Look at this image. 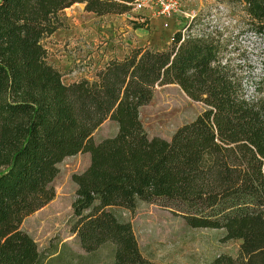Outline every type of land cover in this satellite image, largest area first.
<instances>
[{"label":"trees","instance_id":"1","mask_svg":"<svg viewBox=\"0 0 264 264\" xmlns=\"http://www.w3.org/2000/svg\"><path fill=\"white\" fill-rule=\"evenodd\" d=\"M133 1L0 0V264L39 263L22 222L54 198L59 162L80 151L91 160L73 174L71 230L86 251L110 242L114 264H175L146 256L132 222L111 209L145 200L241 240L236 255L220 253L213 264H264L262 78L249 94L238 66L221 60L217 37L181 30L168 47L135 46L108 60L93 79L65 82L47 59L44 39L65 25V8L123 13ZM234 1L250 29L264 31V0ZM169 82L205 107L170 139L150 136L140 108ZM108 118L118 130L96 142Z\"/></svg>","mask_w":264,"mask_h":264},{"label":"rangeland","instance_id":"2","mask_svg":"<svg viewBox=\"0 0 264 264\" xmlns=\"http://www.w3.org/2000/svg\"><path fill=\"white\" fill-rule=\"evenodd\" d=\"M182 4L187 13L159 15L150 8L132 7L123 13L97 14L87 10L83 2H76L62 11L65 25L44 39L47 59L62 71L65 82L85 76L93 79L108 60L124 56L135 46L168 47L175 32L181 30L203 35L204 39L217 37L222 42L221 60L237 65L246 91L255 93L259 78L264 82V31L250 29L243 3L182 0ZM204 107L178 83L169 82L157 85L152 99L141 106L140 118L150 136L170 139L180 125L193 120ZM117 130L118 123L108 118L93 136L98 142ZM90 160L89 151H80L60 161L53 180L54 198L22 222L40 251L38 264H114L112 243L89 252L71 230L77 189L73 174L85 170ZM111 209L132 222L143 253L151 259L213 264L220 253L238 252L241 240L225 238L223 228L189 225L158 203L139 200L132 209L121 205Z\"/></svg>","mask_w":264,"mask_h":264},{"label":"built area","instance_id":"3","mask_svg":"<svg viewBox=\"0 0 264 264\" xmlns=\"http://www.w3.org/2000/svg\"><path fill=\"white\" fill-rule=\"evenodd\" d=\"M132 5L138 9L150 8L153 13L159 15L187 13L183 8L182 0H134ZM186 15L189 16V14ZM191 17L193 18L194 15Z\"/></svg>","mask_w":264,"mask_h":264}]
</instances>
